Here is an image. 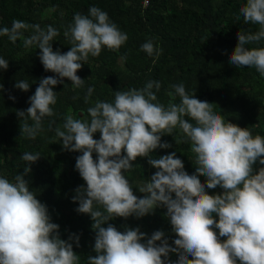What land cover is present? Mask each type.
Segmentation results:
<instances>
[{
    "label": "clouds",
    "instance_id": "obj_1",
    "mask_svg": "<svg viewBox=\"0 0 264 264\" xmlns=\"http://www.w3.org/2000/svg\"><path fill=\"white\" fill-rule=\"evenodd\" d=\"M241 17L245 24L259 28L237 33L229 63L254 67L264 77V47H248L264 42V0H246L235 19ZM59 35L51 25L18 19L10 28H0V36L13 44L20 40L26 50L35 46L44 70L55 74L41 77L27 109L17 110L21 139L35 140L45 119L56 116L58 85L67 79L73 89L82 88L86 80L77 73L89 57H98L105 47L118 50L128 40L96 6L87 15L74 14L65 28L63 35L70 45L66 53L53 50ZM141 51L149 57L160 54L152 40L144 42ZM8 68V61L0 58V70ZM31 85L16 80L15 88L28 92ZM161 87L159 81H148L140 89L115 91L111 102L95 101L80 112L82 116L66 114L61 124L49 119L51 139L62 142V151L80 153L75 170L85 184L77 187L72 202L78 204L79 214L92 220L95 254L88 255L87 264H264V167H254L264 166V136H253L249 128L226 121L214 111L216 104L190 95L183 83L172 84L174 91L168 93L179 97V103L164 105L156 95ZM94 91L87 88L85 104L91 103ZM9 98L15 101L14 96ZM177 128L180 135L173 137ZM97 133L99 139L94 138ZM163 136H172L176 145L190 143L195 155L191 175L176 151L159 158L152 155L172 147L161 142ZM138 158H146L156 169L138 186L143 194L139 197L125 175ZM20 159L25 162L23 174L11 181L0 176V264H80L73 249V244L80 247V237L61 238L59 225L52 222L47 205L26 179L41 156L24 151ZM201 176L206 177L204 182ZM217 187L222 193H208ZM157 208L166 209L164 218L175 236L171 244L162 230L149 236L138 227L124 226L120 231L111 223L154 215ZM171 255L177 259L173 261Z\"/></svg>",
    "mask_w": 264,
    "mask_h": 264
},
{
    "label": "trees",
    "instance_id": "obj_2",
    "mask_svg": "<svg viewBox=\"0 0 264 264\" xmlns=\"http://www.w3.org/2000/svg\"><path fill=\"white\" fill-rule=\"evenodd\" d=\"M148 1L145 6V0H0V28H10L16 19L41 27L51 25L60 33L53 42L54 51L66 53L69 50L70 45L63 35L65 28L72 23L74 14L87 15L92 6L105 11L110 21L128 35L120 49L105 47L98 57H89L77 73L86 80L82 88L73 89L71 81L65 79L54 89L58 93L54 106L56 116L45 119L44 130L35 140L19 138L16 112L27 109L29 97L35 93L41 77L55 74L44 70L35 46L26 50L22 41L13 44L6 36H0V58L9 63L7 71L0 70V176L11 181L15 175L23 174L25 162L20 159L23 152L39 153L41 159L31 166V173L26 176L30 190L47 205L52 222L59 225L62 239L67 240L70 234L80 237V247L73 244L74 251L80 256V264H87L88 255L95 254L91 217L79 214L76 211L78 204L72 202L77 187L85 184L75 170L76 157L80 153L62 151V142L51 139L54 132L49 131V119L61 124L64 115L82 116L80 112L97 100L111 102L115 91L140 89L148 81H159L162 87L156 95L160 103H179V97L168 93L174 91L170 87L172 84L183 83L190 95L196 94L197 99L216 104L214 111L226 121L249 128L253 136H264V77L254 67L237 68L229 63L238 43L237 33L255 32L259 28L245 24L243 17L235 19L246 0ZM28 35L30 32H25V36ZM147 40H152L159 50L158 58L141 51V45ZM248 47H264V42ZM16 80H28L32 84L30 90L16 89ZM88 87L95 91L91 103L85 104ZM10 95L15 101L9 98ZM74 96L78 99L74 100ZM179 135L177 128L173 137ZM173 137L163 136L161 142H168L172 147L157 149L152 155L159 158L176 151L191 175L195 171V155L190 150V143L176 145ZM94 138L99 139L100 134ZM254 167L264 166L257 163ZM155 171L146 158L134 162L133 170L125 175L135 195H143L137 188ZM200 179L204 182L206 177ZM207 191L215 195L223 190L217 187ZM165 213L166 209L157 208L154 215L141 219L117 218L111 223L120 231L124 226L138 227L149 236L162 230L171 244L175 236L170 222L164 218ZM171 259L174 261L177 257L171 255Z\"/></svg>",
    "mask_w": 264,
    "mask_h": 264
},
{
    "label": "built area",
    "instance_id": "obj_3",
    "mask_svg": "<svg viewBox=\"0 0 264 264\" xmlns=\"http://www.w3.org/2000/svg\"><path fill=\"white\" fill-rule=\"evenodd\" d=\"M148 4H149V1L145 0V6H148Z\"/></svg>",
    "mask_w": 264,
    "mask_h": 264
}]
</instances>
